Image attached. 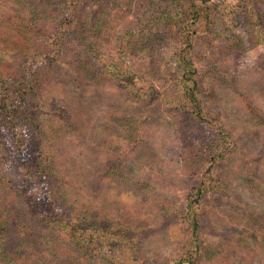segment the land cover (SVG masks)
<instances>
[{"label": "rangeland", "instance_id": "obj_1", "mask_svg": "<svg viewBox=\"0 0 264 264\" xmlns=\"http://www.w3.org/2000/svg\"><path fill=\"white\" fill-rule=\"evenodd\" d=\"M66 2L0 0V71L19 76L35 61L31 107L42 127L24 115L20 138L0 118V264H171L189 250L187 204L207 134L167 102L192 70L202 108L235 142L218 164L224 188L199 210L198 264H264V0H214L196 25L204 34L191 66L176 29L147 55L124 45L169 0ZM202 5L184 0L185 12ZM36 161L42 171L30 178ZM26 195L48 205L45 216L69 213L84 242L38 217L18 229L13 209L25 211Z\"/></svg>", "mask_w": 264, "mask_h": 264}, {"label": "trees", "instance_id": "obj_2", "mask_svg": "<svg viewBox=\"0 0 264 264\" xmlns=\"http://www.w3.org/2000/svg\"><path fill=\"white\" fill-rule=\"evenodd\" d=\"M66 3V8L70 9L68 0ZM214 3V0H203L204 5H202V10L199 13V11L192 6L185 12L184 0H169L167 7H161V15L157 19H154L151 26L143 25L141 28H137L138 31L135 32L137 34L134 35L126 33L125 37L130 41V43H128L126 38L123 41L124 45L127 46V51H129L130 54L144 53L147 55L151 53L153 51L151 46H159L165 36L169 34L167 30L172 28V30L176 29V31L181 33V41L179 42L180 53H178V55L182 61L191 66V54L195 48L196 41L200 33L204 34V31L196 28V25L201 22L202 19L208 17L209 6ZM156 14L157 13L153 14L152 17L157 16ZM73 40L80 41L82 37L76 35L73 37ZM26 68V71L29 72L14 77L3 74L0 71V101H3L0 107V118L4 120L5 124L9 126L11 130H13V134L20 138H22L23 135L17 131L16 127L20 124V118L24 115L27 116L26 120H32L30 122L35 130L41 131L42 128L39 119L35 118V107H31L38 89L36 84L38 75H32V73H35L40 68H38L33 59L27 61ZM180 76V96L177 95L176 98L169 100L167 105L171 107L174 106L172 108L176 112L187 109V115H190V119L200 127H204L203 129L206 131L207 135H204L199 143L202 157L200 166L203 167L204 175L187 204L188 220L186 221L189 225L188 230L190 233L189 250H185L187 252L182 254V257L176 259L171 264H198L204 248L206 247L202 239V222L198 218L199 210L203 202L207 200V195L210 190H216L215 187L216 185L218 186V184L220 188L223 187L224 182H222L221 176L218 173V164L231 153L235 142L230 131L226 130L219 122L214 121L209 116V113L202 108L198 99L199 80L196 70L186 71ZM117 78L120 80V76L118 77L117 75ZM131 84L132 83L128 82L123 85L130 87ZM133 87L134 86H131L132 92H134ZM26 88L31 90V92H25L27 91ZM140 92H142L141 95L153 96V89L151 88L148 89V91L141 90ZM32 93H34V96L30 97ZM135 93L138 94L139 92L136 91ZM40 165L38 161H36V163H30L27 168L28 177L34 178L39 175L42 171ZM25 200L24 210L26 212L24 211L20 215L17 209H13V212H16L14 221L18 229L23 231L25 228L30 231L31 228L28 220L38 217L40 224H44L46 227L56 228V231L58 230L57 232L67 231L66 233L71 237L73 236L75 240H78L79 244L84 242L86 234L84 232L80 234L78 223H75L76 220L70 217L69 213L52 210L51 215L45 216L44 213L47 212L48 205L31 195H26ZM49 207L51 208L50 205ZM70 231L73 235H71ZM36 235L38 236V233ZM41 236H44V234H41ZM86 246L85 248H87Z\"/></svg>", "mask_w": 264, "mask_h": 264}]
</instances>
